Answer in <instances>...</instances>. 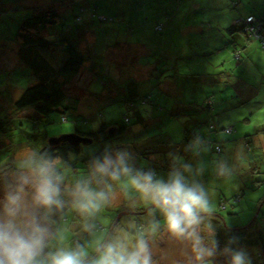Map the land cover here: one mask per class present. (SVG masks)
I'll list each match as a JSON object with an SVG mask.
<instances>
[{"label": "rangeland", "instance_id": "374dc122", "mask_svg": "<svg viewBox=\"0 0 264 264\" xmlns=\"http://www.w3.org/2000/svg\"><path fill=\"white\" fill-rule=\"evenodd\" d=\"M61 1L36 0L35 5L37 7L49 6L52 5V2L57 5ZM63 1H65L66 8L65 6L59 8L62 11L64 10L61 19L72 25L73 16L78 13L79 3L78 1H71L70 3L66 0ZM97 2L101 11H104L103 13L109 14V16L115 12L119 13L114 14L112 17L114 20L112 21L109 20L110 18L103 22L96 19H91V22L87 20L89 23L85 26H89V30L82 33L78 41V47L85 54L92 53V58H94L95 63L99 62V65H105L104 61L106 60L107 65L110 64L111 66V71L96 65V75L92 79L89 88H87L95 94L91 95L83 89L82 95L74 105L75 108L72 107L67 111V121L60 122V113L55 112L47 121L40 122L38 134H42L46 130L49 136L47 138L43 136L40 139L43 144L48 143L50 137H58L61 134L74 131L73 119L75 115H81L86 119L93 117L90 126L88 124L89 127L95 125L97 117L118 118L124 108L114 102L115 100L106 101L107 92L105 89V93H98L103 87H107L106 82L108 80H117V76L114 75H121L122 79L119 81L122 82L125 79L133 78L132 76L140 79L143 75L148 74L150 77L148 81L141 82L138 80L139 87L143 89L144 83H148L150 88L157 87L154 85L155 79L151 76V73H148V69L145 68L144 71L142 65H136V63L143 64L144 60L150 61L155 52H159L167 62L165 67L168 68V71H163L160 77L164 74L171 75L170 78L173 79L178 77L180 89H185V91L176 90L174 92L175 96L184 98L187 94H191L199 97L203 92L205 95L211 96L213 89L207 74L212 63L210 56H205L204 53L205 51L208 52L207 50H210V47L212 48V44L216 43V40L213 39L217 32L214 27L225 25L227 22L234 20L238 16V12L243 15H246L249 11L256 13V9L264 4V0H97ZM31 4H33L31 0H0V118L7 114L12 122L20 119L21 123L17 127H14L12 123H8L0 130V172L5 171L9 174L8 178L3 177L0 180V220L7 218L4 211L6 196L19 192L21 200L17 214V224L23 227L28 221L35 218L43 228L47 229L46 222L39 215L42 208L33 199L41 169L35 162V149L32 147V145H36L34 147L37 148L34 141V138H37V133L34 132L37 131V128L33 129L31 119L24 120L25 113L22 110L16 111L14 107L15 100L21 95L24 88L35 82L31 67L25 66L18 58V45L14 39L19 24L35 10L36 6ZM85 16L86 14H84ZM225 17L227 18L225 19ZM162 20H165V22ZM156 23H162L163 25V32L160 34L154 31ZM117 30L122 31L118 34H129L132 40L143 44L145 49L148 50L147 54L144 57L142 56L143 51L141 48L143 47L141 45L137 47V44L126 42L119 44L118 47L111 45L117 35ZM77 36L78 34H75L73 39L77 40ZM249 48L250 46H248ZM247 51L245 50L244 55ZM250 54L252 61L256 62L259 58L263 59L264 49L260 47L252 49ZM187 55L195 57L191 71L187 69L189 60L184 61L183 59L181 62L177 59V57ZM153 62L156 63L157 67H162V62L157 60H153ZM88 64V62H85L84 65L88 66ZM174 70L185 76L174 74L172 72ZM85 75L86 80H88L93 73L83 70L82 67L78 76L67 82L66 92L68 96L81 92L79 83ZM165 78L162 81L166 80ZM82 82L84 83V79H82ZM261 82L262 80H259L258 85ZM199 83L201 88L204 89L194 90ZM234 85L237 84H233L232 87ZM242 87L237 86L234 90H231V93L234 91L236 96L231 101L219 105L218 109L220 110L215 112V117L224 116L226 113L227 117L218 120L220 127L232 126L234 129L230 135H227L223 129L212 134L216 137L215 140L219 142L221 151H216L210 145L205 146L199 161L195 162L193 160V163H187L184 171L180 172L178 168H175L172 174L159 173L155 178V180L168 182L167 179L179 175L188 187H192L189 181L192 182L195 178L203 180L201 183L202 188L200 190L197 187L195 188L205 194L209 210L200 214L201 222L196 226V233L201 238V247L206 251H210L212 255H205L203 260L197 261V264H219V261L231 264L232 255L235 252L244 254L246 264H264L262 244L264 221L260 219V215L258 216L259 211H257L258 214L254 213L258 208V201L256 202V200L264 195V184L259 185L257 183V180L264 181V145L262 144L263 150H258L255 146L251 151H247L245 157L237 161L239 149L244 145L243 139L245 137L249 138L250 134L253 137L259 134L255 131L260 129V125L264 124V86L253 99L248 100L244 99L241 93ZM219 90L216 86L218 94L216 101H221L224 98V95H220ZM245 93L247 94L248 90ZM115 95V92L111 91V96L114 97ZM166 97L168 96L159 95L157 97L158 102L163 107H166ZM229 103L232 104V108H230ZM223 109L227 110L225 113L219 114ZM163 113L164 111L161 110L158 114L162 117ZM167 120H165L164 125L159 122L160 129L168 138L180 142L183 136V121L185 118L178 116L171 121ZM43 123L49 124L42 128ZM133 126L121 137L114 139L111 144L114 147L103 161L87 163L88 161L84 160L82 154L76 157L72 153L70 157L73 164L60 162L57 164V170L51 168L60 177L58 183H60V186L63 185L60 187L62 191L60 194L63 195L62 203L66 206H62L65 211L61 216V221L54 223L56 225L55 230L51 237L46 240L50 243L48 245L45 243L42 253L37 257L39 263H43L45 259H50L52 255L61 251L81 252L83 253L82 259L88 257L98 245L99 247L102 245L107 232L106 226L115 217H119V214H121L119 222L117 221L118 223L113 225L112 229L113 238L118 240L117 248L119 251H132V247L136 242L133 241L134 239L131 238L129 232H131V229L135 230L137 224L145 222L146 225L141 229L145 235L143 239L157 256L156 259L159 264H175L180 260H183V264L194 263L196 252L190 243V241L193 242L192 239L177 238L164 226L156 228V226H160V222H152V218L156 219L162 216L161 211L151 203L149 198L143 197L132 186L128 174L120 171L118 179H113L111 176V172L119 171L124 166L132 170V175L142 174L141 168L148 165L146 161L137 158L138 152L135 149L138 144L151 147L155 144L156 139L149 137L151 131L146 132L147 128H143L138 136L134 135L135 132H138V126ZM236 133L239 137L233 136ZM244 135L246 136L243 137ZM261 139H264V135L261 136ZM85 145L91 146L88 150L92 151L102 146L101 143ZM166 153L168 157L176 160V155L169 156L170 148L166 147ZM153 155L158 156L156 153H152L149 155L150 160L153 159ZM120 156L124 158L123 166L118 163ZM106 161L112 162L108 165V172H99L98 166L105 164ZM174 165L175 162L168 158L167 166ZM1 166H5L6 170H4L5 167L2 168ZM192 184L196 185V183ZM78 186H85L93 192L102 191L106 194L107 199L98 201L99 207L97 209L83 211L80 208L81 198L75 195ZM240 197L241 199H239ZM59 208L61 207L59 206ZM45 210L48 211V208H45ZM218 215H220V219ZM215 218L222 220V228L231 231L233 233L232 237L241 240L240 245L233 244V247L226 245L221 248L214 243L217 256H214L211 249L214 245L212 244L213 239L219 242L214 235L216 233L212 231L214 229L213 224H216ZM252 219L254 220L252 221ZM82 225L83 227L79 228ZM77 227L80 233L83 231L87 233L89 227V237L81 238L78 245L71 241V236L75 234V231L72 230L78 229ZM72 232L73 234L70 235ZM151 233L153 234L150 235ZM210 233L213 235L212 237ZM138 234L140 233L137 231L136 235ZM173 237L181 242H175ZM255 241H257V244ZM236 242L238 241L236 240ZM101 256L102 254L98 255L86 264H99Z\"/></svg>", "mask_w": 264, "mask_h": 264}, {"label": "trees", "instance_id": "16d2710c", "mask_svg": "<svg viewBox=\"0 0 264 264\" xmlns=\"http://www.w3.org/2000/svg\"><path fill=\"white\" fill-rule=\"evenodd\" d=\"M31 1L33 3L31 5L36 4V0ZM71 1H78L79 3L78 13L73 16L72 25L67 24L61 19L63 17L62 14L64 10L62 11V9L59 8L65 6V1L62 0L59 4L57 3V5H55L53 2L52 5L49 6L43 5L37 7L35 5V10H33L30 15L23 19V21L19 24L14 36V39L18 45L17 53L20 62H22L25 66H30L35 76V82L24 88L21 95L15 100L14 107L16 111L22 110V112L25 113V116L23 117L24 120L31 119V125L33 129L37 128V131H34L37 133V138H34L37 148L34 147L36 145H32V147L35 149V162H37L41 169L44 166L45 168L48 167L57 170V164L60 162L65 164H73V160L70 157V154L72 153L76 155V157L82 154L84 160L88 161L87 163H92L93 161H103L109 154L110 150L113 149L112 147L114 146L111 144L113 143L114 139L121 137L127 130H129L131 126H133L134 123H136V125L133 127L138 126V132H135L134 135L136 134V136H138V133L141 132L143 128H147L146 132L151 131V136L149 137L156 139L155 144L151 147L138 144V147L135 149V151L138 152L137 157H139V159L142 161H146L147 163L149 162L148 157L152 153H156L158 156L162 157V164L156 163L157 168H154L153 165L142 167V174L152 173L153 177L156 178L159 173L172 174V171H174L178 166L179 171L182 172L184 171L187 163H193V160L195 162L199 161L203 147L208 145L220 152L221 146L219 142L215 140L216 137H214L212 134L217 133L216 131L220 129H223L227 135H230L233 133L234 129L232 126L220 127L218 120L222 117H227L225 113L227 109H223L221 112H219V114L225 113L224 116L215 117V112L220 110L218 109L219 105L227 103L226 101H231L232 98L236 96V93L234 91L231 93V90H234L237 86H243L241 93L246 100L253 99L258 93L257 87L254 86H256L258 81L262 79V75H256L252 71V74H249V72L243 68V66H246L247 64V62L244 60L246 57L244 56V50L249 46L250 42H252L251 44H258V47L264 49V4H262V7L260 6L259 9H256V13L249 11L246 15H243L238 12V16L235 18L233 17L234 20L227 22L225 25L219 27L210 25L211 27L215 28V31H217L213 38L216 40V43L212 44V48L210 47V50H207L208 52L205 51L204 55H209L212 63L210 71L207 75L212 84V95L214 93L213 96L205 95L204 92L199 97L193 96L191 94H187V96L184 98H181L177 95L175 96L174 92H176V90L185 91V89H180L178 85V77L173 79L170 78L172 76L169 74H164L162 77H160V74L163 71H168V68L165 67L167 62L165 58L159 54V52H155V55L150 59V61L144 60L143 64L136 63V65H142V67H144L142 70L144 71L145 68L148 69V73H151V76L154 77V85L157 87L150 88L148 83H144L143 89L139 87L138 80L141 82L148 81L150 78L148 74L143 75L140 79L132 76L133 78L125 79L122 82L119 81L122 79L121 75H114L117 76V80H108L106 82L107 87H103V89L98 93H105V89L107 92V100H104L108 102L115 100L114 102H117L118 105H121L124 108L118 118L106 119L97 117V122L95 120V125L89 127L90 121L93 119V117L86 119L81 115H75L73 119L75 127L74 131L61 134L58 137H62L66 134H73L85 138L87 142H71L68 139H61L59 141L51 142L50 139L52 137H50L48 138V143L43 144L41 143L40 139L43 136L46 138L49 136L46 130H44L42 134H38L40 122H43V120L47 121L52 113L55 112L60 113V122L67 121L68 117L66 113L77 103V99L82 95L83 89H85L91 95L95 94L87 88H89L92 79L96 75V65L111 71V66L110 64L107 65L106 60L104 61L105 65H99V62L95 63L94 58H92V53L89 52L85 54L81 52L80 48L78 47V41L82 33H85L89 30V26H85L89 23L87 20L91 22V19H96L103 22L104 20H108L107 18H110L109 20L112 21L114 20L112 18L114 14L119 12H115L111 14V16H109V14L103 13L104 11H101L97 0H66L68 3ZM84 14H86L85 17ZM168 17H170V15H168ZM226 18L227 17H225V19ZM162 21L165 22V20ZM59 26H61V28H59ZM154 31L159 34L162 33V23H156L154 25ZM119 32L122 31L117 30V35L111 45L118 47L119 44L123 42L137 44V47H139V45L143 47L141 48L143 51L142 56L144 57L147 54L148 50L145 49L143 44L132 40V37L129 36V34H118ZM75 34H78L77 40L73 39ZM138 40L140 39L138 38ZM220 57L223 60H221ZM177 59L181 62L183 59L184 61L189 60L187 69L189 71L192 70L193 60H195L193 55L180 56L177 57ZM153 60L162 62V67H157ZM85 62L89 63L88 66L84 65ZM82 67L83 70L89 71L90 73H93V75L92 77H89L88 80H86V75L84 78H81L79 83L81 92H76L68 96L66 92L67 82L78 76ZM172 72H174L176 75H184L175 70ZM253 74H255L257 77H254L255 75ZM163 78L166 80L162 81ZM82 79H84V83L82 82ZM244 80H250L253 86L248 87L244 85ZM235 83L237 85L232 87V85ZM216 86L220 89V95H224V98H222L221 101L215 100L217 98L216 96H218ZM199 89H204L203 87L201 88L200 83L194 90ZM247 90L248 93L246 94L245 91ZM111 91L115 92L116 95L114 97L111 96ZM159 95L168 96L166 97V107L161 106L158 102L157 97ZM229 104L230 108H232V104ZM161 110L164 111L162 117L158 114ZM178 116L184 117L185 120L183 121L182 139L180 142H175L163 134L164 132L162 129H160L159 122L164 125L166 119H168L167 121H171ZM8 123H12L14 127L21 125L20 119L12 122L11 118H9V115L5 114L0 118V130H2L5 125H8ZM47 124L49 123H43L41 125L42 128H45ZM263 135L264 124L262 129L259 131V134H256V136L253 137L250 135L249 138H246V135L243 136L245 137L244 139L242 138L244 145L240 149L239 160L245 157L247 151H251L255 146L258 148V150H263L262 144L264 145V139H261V136ZM233 136L239 137L238 133L233 134ZM89 143H101L102 146L97 150L92 151L88 150L91 146L85 145ZM166 147L170 148L169 156L172 154L177 156V162L174 161L176 163L174 169H172V166H167L168 158L166 157ZM1 167L3 168L5 166ZM4 170H6V167ZM0 174V180H2L3 177L8 178L9 176L8 172L5 173V171H1ZM257 183L259 185L264 184V181L257 180ZM62 186H60L59 183V188ZM61 192L62 191L60 190V193ZM59 197L61 201V208L54 205L47 211L45 210V207L40 206L42 210L40 209L41 212L39 215L48 226L46 229L48 232L45 234L44 245L45 243H47V245L50 243L46 240L51 237L53 231L55 230L56 225L54 223L61 221V216L65 211V208H62V206L65 205L62 203L63 195L60 194ZM239 199H241V197ZM256 202L258 208H256L254 213L259 211V214H257L258 216L260 215V219H263L264 221V195L260 199H257ZM219 216L220 215H218V218ZM258 216L256 215V218ZM115 219L116 217L106 226L107 232L105 239L108 235L109 229L114 224ZM219 219L215 218L216 224H213L214 229H212L213 233H216L214 235L216 238H218L219 242L213 239L212 244L216 243L217 246L221 248L225 247L226 245L230 247H233V244L240 245L241 240L232 237L233 233L231 231L226 230V228H222V220L220 221ZM254 219H252V221ZM155 221L160 222V226H156V228H162L163 226L168 228L163 215L157 217L156 219L152 218V222ZM148 223L149 221L147 224ZM145 225V222H141L136 225L135 230L131 229V232L128 231L131 235V238L134 239L133 241L136 242L132 247V251L136 249L138 240L145 237L141 230ZM82 227L83 225L79 228ZM79 228H72V231H75V234H73V232L70 234H73L71 236V241H74V244L76 245L80 244L81 238L89 237V227L87 233H84V231L80 233ZM240 228L242 229V227ZM66 230L71 231L70 229ZM137 231L140 234L136 235ZM152 234L153 233L150 235ZM212 236L213 235H211V237ZM262 236V244L264 248V234H262ZM177 238L174 239L175 242L180 243L181 241ZM114 240L115 239L113 238L112 232L110 233V236L104 245V241L102 242V248V245L100 247L98 245L88 257H84L82 259L83 264H86L96 258L98 255L103 254L104 249L109 244L115 245L117 247L118 241L114 242ZM236 240L238 242H236ZM190 243L192 244L191 241ZM255 243L257 244V241H255ZM215 247L216 246L214 244L211 249L213 250L214 256H217ZM99 249L101 250L99 251ZM75 250L77 251L76 247ZM150 250L151 247L147 246V254L152 257L153 255ZM194 260L195 261L193 264H197L198 260L196 258ZM182 262L183 260H180L176 262V264H183ZM39 264H50V259H45L43 263ZM219 264L230 263L219 261Z\"/></svg>", "mask_w": 264, "mask_h": 264}, {"label": "clouds", "instance_id": "9594fccd", "mask_svg": "<svg viewBox=\"0 0 264 264\" xmlns=\"http://www.w3.org/2000/svg\"><path fill=\"white\" fill-rule=\"evenodd\" d=\"M111 163L106 161L99 165L98 171L107 173ZM118 163L120 166L124 165L123 156L118 158ZM120 171L128 174L132 186L161 211L170 233L192 239L197 260H203L205 255H212L201 247V238L196 233V226L201 222L200 213L209 210L208 200L202 191L188 187L179 175L165 182L154 180L152 173L132 175V170L126 166L111 172L112 178L118 179ZM39 176L34 202L48 209L54 205L61 206L58 183L60 177L51 168H42ZM75 195L81 198L80 208L83 211L97 209L98 201L107 199L104 192H93L85 186H78ZM20 200L19 192L6 196L4 211L7 218L0 220V264H39L37 257L45 246L46 229L35 218L23 227L17 224ZM82 255L81 252L61 251L51 256L50 264H83ZM99 264H150L146 242L144 239L138 240L136 249L131 252H121L115 245L109 244L104 249ZM231 264H246L244 254L235 252Z\"/></svg>", "mask_w": 264, "mask_h": 264}, {"label": "crops", "instance_id": "0c3cea01", "mask_svg": "<svg viewBox=\"0 0 264 264\" xmlns=\"http://www.w3.org/2000/svg\"><path fill=\"white\" fill-rule=\"evenodd\" d=\"M252 42H250L249 43V46H250V48L248 49V47L245 49V50H248L247 52H246V55H244V56H246L245 58H244V60L247 62V64H246V66H243V68H245L246 69V71H248L249 72V74L251 73V71L253 72V73H255L256 75H262V82H261V84H257L256 86H254V87H257V89H258V92L260 91V89L264 86V55H263V59L261 58H259V60L258 61H256V62H253L252 61V56H251V54H250V50H252V49H257L258 48V44H251ZM244 50V51H245ZM220 59L221 60H223L221 57H220ZM252 74V73H251ZM244 85H246V86H253L252 85V82L250 81V80H244ZM254 84V83H253ZM262 126L263 125H260V129H258V130H256L255 132H259L261 129H262ZM257 129V128H256ZM246 134H248V133H246ZM251 135V134H250ZM249 135V136H250ZM168 140V139H167ZM242 147H243V145H242ZM241 147V148H242ZM240 148V149H241ZM240 149H239V152H238V155H237V161L239 160V155H240ZM155 157V158H154ZM166 157L167 158H170V157H168L167 155H166ZM138 159H139V157H137ZM148 165H146V167H148L149 165H153V167L154 168H157V165H156V163L158 164V163H161L162 164V157L161 156H155V155H153V159L152 160H150L151 158H150V156L148 157ZM171 159V161H176V160H174V159H172V158H170ZM140 160V159H139ZM142 161V160H141ZM157 161V162H156ZM177 162V161H176ZM175 165H176V163H175ZM175 165L174 166H172V169H174V167H175ZM154 168H152L153 170H155ZM178 168V170H179V166L177 167ZM174 171H172V173H173ZM153 179L155 180V177H153ZM168 181L170 180V179H167ZM190 182V184H191V186L193 187V188H195V187H197L199 190L202 188V185H201V183L203 182V180H200V179H193L192 180V182L191 181H189ZM192 183H196V185L194 186ZM115 241H118V240H116L115 239ZM192 245H193V242H192ZM151 251V250H150ZM152 253V252H151ZM195 255V254H194ZM195 258H196V256H195ZM194 258V259H195ZM152 261H153V263H156V260L155 259H152ZM176 264V263H175Z\"/></svg>", "mask_w": 264, "mask_h": 264}, {"label": "water", "instance_id": "95a60500", "mask_svg": "<svg viewBox=\"0 0 264 264\" xmlns=\"http://www.w3.org/2000/svg\"><path fill=\"white\" fill-rule=\"evenodd\" d=\"M61 139H68V140H70L71 142H75V141H86V139L85 138H83V137H79V136H76V135H73V134H66V135H64V136H60V137H52L51 139H50V141L51 142H55V141H59V140H61ZM121 216V214H119V217ZM119 217H117L116 219H115V222H114V224L113 225H115L116 223H117V221H118V219H119ZM113 225L111 226V228L109 229V231H108V235H107V237H106V239H105V241H104V243H103V245L106 243V241H107V239L109 238V236H110V233L112 232V229H113ZM103 245L101 246V248L103 247ZM101 249H99V251H100ZM99 251H98V253H99ZM97 253V254H98ZM96 254V255H97Z\"/></svg>", "mask_w": 264, "mask_h": 264}, {"label": "flooded vegetation", "instance_id": "af4514ba", "mask_svg": "<svg viewBox=\"0 0 264 264\" xmlns=\"http://www.w3.org/2000/svg\"><path fill=\"white\" fill-rule=\"evenodd\" d=\"M155 167V166H154ZM157 256H155V258H156ZM151 258H153V256L152 257H150V264H156V263H158V261H156V263H152V261H151ZM159 264V263H158Z\"/></svg>", "mask_w": 264, "mask_h": 264}, {"label": "bare ground", "instance_id": "6f19581e", "mask_svg": "<svg viewBox=\"0 0 264 264\" xmlns=\"http://www.w3.org/2000/svg\"><path fill=\"white\" fill-rule=\"evenodd\" d=\"M152 255H153V259H155L157 261V259L155 258V253L153 252V250L151 249Z\"/></svg>", "mask_w": 264, "mask_h": 264}]
</instances>
